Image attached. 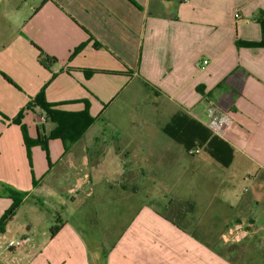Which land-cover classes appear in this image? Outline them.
<instances>
[{
	"label": "crops",
	"instance_id": "obj_1",
	"mask_svg": "<svg viewBox=\"0 0 264 264\" xmlns=\"http://www.w3.org/2000/svg\"><path fill=\"white\" fill-rule=\"evenodd\" d=\"M263 23L264 0H0V219L10 190L27 193L0 242L31 238L0 249V264H262L264 256L243 253L237 263L212 251L198 231L214 232L215 222L199 225L197 204L179 228L142 201L145 184L177 177L185 159L162 127L180 111L206 124L213 103L232 118L221 138L235 158L228 168L211 158L192 174L212 193L239 174L257 186L253 198H228L221 210L227 230L254 222V247L264 249V46L245 44L263 40ZM40 51L59 62L46 69ZM44 87L65 111H82L87 100L96 122L66 153L53 140L29 155L13 119ZM22 124L31 139L55 128L37 108ZM104 196L139 205L123 222H106L115 211ZM99 232L121 233L106 237L111 251Z\"/></svg>",
	"mask_w": 264,
	"mask_h": 264
},
{
	"label": "trees",
	"instance_id": "obj_2",
	"mask_svg": "<svg viewBox=\"0 0 264 264\" xmlns=\"http://www.w3.org/2000/svg\"><path fill=\"white\" fill-rule=\"evenodd\" d=\"M264 24V23H263ZM248 46H264V36L260 43H245ZM84 44L77 50L76 54L81 52ZM40 62L46 69H51L55 63V59L40 51ZM94 74L93 70L86 71V76L91 77ZM9 80V79H8ZM85 108L79 112H69L62 110L60 104L50 103L45 96V87L30 100L27 106L13 119V123L21 125L24 141L30 155V150L33 146H41L43 150L48 152V142L59 140L63 143L65 153L69 151L71 145L80 141L96 122V118L90 114V103L84 100ZM39 109L45 122H50L55 125V128L49 133L47 137H43L38 131V138L31 139L28 135V130L22 124L26 111L32 109ZM162 131L168 137L180 144L185 151L196 156L199 151L205 152L210 158L224 168L232 165L235 158L234 148L228 144L223 138L213 135L212 132L202 122L192 118L186 112H177L170 120L162 127ZM193 152V153H192ZM36 184V182L34 181ZM25 192H18L10 190L9 195L13 200L12 206L5 212L0 219V234L6 232V227L10 220L15 216L20 207L23 198L26 196ZM196 205L194 202L188 200L170 199L166 205V213L164 216L177 227H182L187 217L194 214ZM59 227L55 226L52 229V236H55ZM209 248L217 255L230 259L227 253H231L228 245L222 242V239L213 238Z\"/></svg>",
	"mask_w": 264,
	"mask_h": 264
},
{
	"label": "rangeland",
	"instance_id": "obj_3",
	"mask_svg": "<svg viewBox=\"0 0 264 264\" xmlns=\"http://www.w3.org/2000/svg\"><path fill=\"white\" fill-rule=\"evenodd\" d=\"M80 47V46H79ZM77 47L73 51H71L70 59H73L76 56V50L79 48ZM45 53V52H44ZM46 54V53H45ZM51 57V56H50ZM55 63L57 64L59 61L55 58ZM41 63V62H40ZM53 64V65H54ZM52 67V66H51ZM28 112H33L32 110L26 111L24 118L26 117V114ZM137 117H139V124L145 125V123H142V115L139 113L137 114ZM23 118V120H24ZM42 129V125L40 126ZM41 135L43 136V132L41 131ZM185 159L184 163L181 162L182 168L178 167L177 170H179L177 177H167L166 180L158 181L156 183H148L145 184L146 188V194H149L150 196L148 199L142 201L145 203H148L151 208L162 210L164 214L166 213V205L168 204L170 199H177V200H188L191 202H194L198 206V210L196 212V216L198 218V224L199 225H205V224H212L215 222V230L214 232L205 233L198 231L200 236L209 235L208 239L211 242L213 238H219L222 239V242L226 244L223 241V235L227 232V223L224 225L227 221V215L226 212H222V202L227 201L228 198H232L233 200L237 198H242L244 196H247L248 198H253L252 194L255 192V188L257 187L255 184L252 185L251 181H248L244 179L240 174L234 177L231 181L225 182L223 184H220L217 186L218 189H216V193L209 192L207 189H205V186L203 183H201V175L199 172L193 171L198 169V163H203L207 161H212V159L203 151H199L196 156H190L184 151ZM214 163V162H213ZM180 168V169H179ZM175 171V169H173ZM258 176L260 178L264 177V174L262 172L258 173ZM264 179V178H263ZM206 187L209 188V185H206ZM254 190V191H253ZM215 191V190H214ZM104 203L102 201V205L104 208H109L115 211L114 217H108L105 216V221H109L112 218L119 219L121 222H123V219L126 220L125 210L130 209H136L138 207L139 203L135 200L130 201L129 199H114V200H106L107 196H104ZM212 202L210 209L207 211L205 210V207H202V204L204 202ZM48 203V201H47ZM52 202H49V205H51ZM201 205V206H200ZM163 217H165L163 215ZM119 223L121 224V222ZM245 221V220H244ZM247 221V220H246ZM252 224L254 222L250 221ZM187 225L192 226L195 223H192L191 221H187ZM224 225V226H223ZM197 231V230H196ZM89 235L92 234V232L89 229ZM94 234V233H93ZM96 234L105 235V246L106 248L111 251V242L107 240L108 237H116L117 234L121 233H112V232H99ZM107 237V238H106ZM110 240V239H109ZM89 241L91 243V238H89ZM257 238L255 236L246 239L245 241H242L240 243L235 244H226L228 245L229 249L231 250V253H227L228 256H230V259L240 263L241 260V254H247L248 256H264V249L259 250L256 249L254 246L256 244ZM104 246V247H105ZM264 264V262H261Z\"/></svg>",
	"mask_w": 264,
	"mask_h": 264
},
{
	"label": "built area",
	"instance_id": "obj_4",
	"mask_svg": "<svg viewBox=\"0 0 264 264\" xmlns=\"http://www.w3.org/2000/svg\"><path fill=\"white\" fill-rule=\"evenodd\" d=\"M208 64L207 60L199 63L200 66L204 67ZM207 121L206 127L212 132L213 135L223 137L226 128L232 123L230 115L221 111L215 104L209 103L207 108ZM44 120V119H43ZM193 153V152H192ZM85 183V179L78 180L72 187V193L76 194ZM256 228L250 221H237L235 222L226 233L223 235V241L226 244H235L245 241L253 237ZM31 242V238L26 236L18 239H5L0 242V249L2 251L18 250Z\"/></svg>",
	"mask_w": 264,
	"mask_h": 264
}]
</instances>
